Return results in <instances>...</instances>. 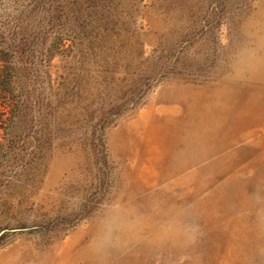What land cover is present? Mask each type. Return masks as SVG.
Returning <instances> with one entry per match:
<instances>
[{
    "label": "rangeland",
    "instance_id": "374dc122",
    "mask_svg": "<svg viewBox=\"0 0 264 264\" xmlns=\"http://www.w3.org/2000/svg\"><path fill=\"white\" fill-rule=\"evenodd\" d=\"M57 6L13 85L0 264H264V0Z\"/></svg>",
    "mask_w": 264,
    "mask_h": 264
},
{
    "label": "trees",
    "instance_id": "16d2710c",
    "mask_svg": "<svg viewBox=\"0 0 264 264\" xmlns=\"http://www.w3.org/2000/svg\"><path fill=\"white\" fill-rule=\"evenodd\" d=\"M0 1L6 4L0 12L3 20L0 26V166H3L9 156L21 152L27 143V128L23 126L20 132L17 123L20 117L26 119L33 109V96L13 86L20 69L27 65L25 51L36 45L48 17L55 19L60 10L59 0Z\"/></svg>",
    "mask_w": 264,
    "mask_h": 264
},
{
    "label": "clouds",
    "instance_id": "9594fccd",
    "mask_svg": "<svg viewBox=\"0 0 264 264\" xmlns=\"http://www.w3.org/2000/svg\"><path fill=\"white\" fill-rule=\"evenodd\" d=\"M108 241H107V239L105 238V239H102L101 240V246H103L104 244H106Z\"/></svg>",
    "mask_w": 264,
    "mask_h": 264
}]
</instances>
